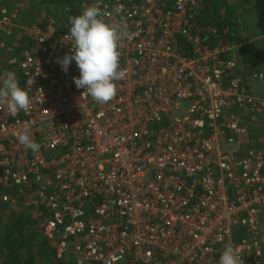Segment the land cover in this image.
I'll list each match as a JSON object with an SVG mask.
<instances>
[{
	"label": "built area",
	"instance_id": "obj_1",
	"mask_svg": "<svg viewBox=\"0 0 264 264\" xmlns=\"http://www.w3.org/2000/svg\"><path fill=\"white\" fill-rule=\"evenodd\" d=\"M73 1L131 35L125 75L110 102L82 95L75 62H56L74 47L68 17L30 27L0 0V74L33 81L27 111L0 103V204L22 201L59 263L219 264L231 246L263 264L264 146L249 145L264 141V74L189 31L196 0Z\"/></svg>",
	"mask_w": 264,
	"mask_h": 264
},
{
	"label": "clouds",
	"instance_id": "obj_2",
	"mask_svg": "<svg viewBox=\"0 0 264 264\" xmlns=\"http://www.w3.org/2000/svg\"><path fill=\"white\" fill-rule=\"evenodd\" d=\"M103 15L99 7L90 6L81 15L69 17L71 27L64 39L74 41V47L56 61L65 73L75 62L79 69V77H73L76 88L83 89L82 95L86 93L99 104L110 102L117 94L114 82L125 75L119 65V44L125 38L131 39L118 25L106 23ZM32 83L21 87L15 72L0 74V103L6 105L10 116L15 117L30 108L32 101L27 89ZM17 140L33 153L40 148L28 132L18 133ZM219 264H243V261L233 247L226 246Z\"/></svg>",
	"mask_w": 264,
	"mask_h": 264
},
{
	"label": "trees",
	"instance_id": "obj_3",
	"mask_svg": "<svg viewBox=\"0 0 264 264\" xmlns=\"http://www.w3.org/2000/svg\"><path fill=\"white\" fill-rule=\"evenodd\" d=\"M41 1L47 4L52 2V0ZM252 1L253 0H235L234 5L229 0H196V14L189 25V31L201 38H208L210 42L213 39L223 44L234 41L237 37L236 34H238L239 15L232 14L233 8L244 7L246 3L253 11H264V8L259 6L261 1L263 3L264 0H257L256 3L253 2L251 4ZM54 2L68 9L67 21H69V17L79 16L75 1L54 0ZM44 25H46V23L40 24V27H44ZM243 49L245 50V55V53H247V46L245 45ZM184 53L185 55L190 54L186 46ZM257 147L255 143H252V141L250 142L249 148ZM2 223L0 216V226H2L3 229V236L0 240L3 258L0 264H39L38 261L42 258V256L39 255L41 248H45L49 251L50 257H53L52 249L43 237L39 248H37L39 254L34 252L32 240L38 237V233L33 226L36 225L38 228L39 221L37 219L30 216H17L12 218L9 222H4L3 225ZM38 230L40 229L38 228Z\"/></svg>",
	"mask_w": 264,
	"mask_h": 264
},
{
	"label": "rangeland",
	"instance_id": "obj_4",
	"mask_svg": "<svg viewBox=\"0 0 264 264\" xmlns=\"http://www.w3.org/2000/svg\"><path fill=\"white\" fill-rule=\"evenodd\" d=\"M4 3H9L11 7H14L15 4H21L23 6L21 13V18L24 22L28 23L30 27H38L40 24L50 22L62 21L67 17L68 9L60 5L54 0L50 4L44 3L41 0H1ZM235 5V0H229ZM256 3L257 0H253L252 3ZM264 8V2L259 5ZM246 8V9H245ZM261 8V9H262ZM259 10V9H258ZM232 14L239 15V28L238 34L234 41L229 42L233 47L232 54L236 59L238 66L240 67L242 73L246 75H251L254 73H263L264 74V11H253L251 7L246 3L244 7H234ZM247 46V50L244 55L245 50L244 46ZM259 95H264V88H259ZM260 135H256L252 143H255L258 147L264 146V141L257 140ZM230 148L222 147V150L227 151ZM3 207V209H2ZM0 216L1 221L9 222L12 218L17 216L23 217H32L29 213V209H26L24 203L21 201L15 206L11 205H2L0 204ZM2 223V225H3ZM37 233L38 237L32 240V245L34 247V252L39 254L37 248L41 243L42 236L37 226H33ZM3 236V229L0 226V240ZM260 239L264 247V217L260 223ZM42 256L39 259V264H64L57 262L53 257H50L49 251L45 248H41L40 254ZM3 258V251L0 247V263ZM68 260L71 261V257H68ZM264 264V258H263Z\"/></svg>",
	"mask_w": 264,
	"mask_h": 264
},
{
	"label": "crops",
	"instance_id": "obj_5",
	"mask_svg": "<svg viewBox=\"0 0 264 264\" xmlns=\"http://www.w3.org/2000/svg\"><path fill=\"white\" fill-rule=\"evenodd\" d=\"M255 136H256V135H255ZM255 136H254V137H255Z\"/></svg>",
	"mask_w": 264,
	"mask_h": 264
}]
</instances>
